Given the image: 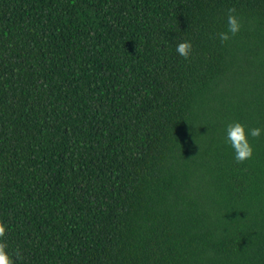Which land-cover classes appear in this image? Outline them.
Returning a JSON list of instances; mask_svg holds the SVG:
<instances>
[{"label":"trees","instance_id":"trees-1","mask_svg":"<svg viewBox=\"0 0 264 264\" xmlns=\"http://www.w3.org/2000/svg\"><path fill=\"white\" fill-rule=\"evenodd\" d=\"M0 264H264V0H0Z\"/></svg>","mask_w":264,"mask_h":264}]
</instances>
